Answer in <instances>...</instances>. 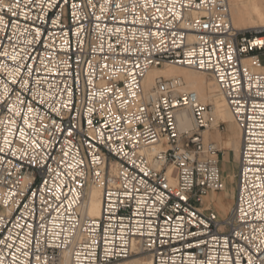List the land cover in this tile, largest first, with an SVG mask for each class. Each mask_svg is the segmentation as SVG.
<instances>
[{
  "label": "built area",
  "instance_id": "obj_1",
  "mask_svg": "<svg viewBox=\"0 0 264 264\" xmlns=\"http://www.w3.org/2000/svg\"><path fill=\"white\" fill-rule=\"evenodd\" d=\"M262 55L230 0H0V264H264ZM165 64L210 74L242 131L223 219L214 106L180 77L146 90Z\"/></svg>",
  "mask_w": 264,
  "mask_h": 264
},
{
  "label": "bare ground",
  "instance_id": "obj_2",
  "mask_svg": "<svg viewBox=\"0 0 264 264\" xmlns=\"http://www.w3.org/2000/svg\"><path fill=\"white\" fill-rule=\"evenodd\" d=\"M251 1L253 2L252 6L253 4L256 6V4L259 1L264 3V0H251ZM230 4H231L232 21H233L234 26L238 29H245L246 28L245 23H247L246 21L247 11L242 6V0H230ZM246 62L247 63L249 62L248 59L246 60ZM179 66L172 65V64H165L161 67L152 68L147 73L144 79V87L146 90H150L155 84V81L158 77H162V76L167 77V78L180 77L184 81V85L182 87L183 90L196 92L198 94L200 101H202L203 103L208 102L214 106L213 126H218L220 122H217V121H222V122L232 124L234 128V133L232 136L229 137L228 145L229 147H231V153H232V157L236 161L235 162L236 167L235 166L234 168L231 167L232 172H228L230 179L225 189H227V191H229L230 194L232 191H234L235 197H236V191H237L236 181L237 180L235 181L233 177L234 175L233 170H235L236 173L238 171V159L240 155V144H241L242 131L240 127L238 126V124L235 122L233 114L228 106V103L225 97L223 96V94L220 92L215 80H212V81L208 80L205 76V72L203 71H200V70L195 71L196 69L194 70L193 68L191 69L186 66L184 67L183 66L179 67ZM258 70L264 71V67L258 68ZM176 116H177L180 129L182 130L193 129L195 127L194 118L188 110H179ZM207 131H210V130H205L204 133ZM218 136H217V139H219ZM160 147H161L160 145H155L153 148L158 149ZM230 165L233 166V162H231ZM216 193H219V192H211L209 196L207 195L205 197V202L209 200L210 198H212V200H217L219 201V203H221L223 200L222 194L219 195ZM234 201H235V198H231L227 205L222 206V210L224 211V213H226L225 216H227L230 210L232 209L234 205ZM205 207H208V206H205ZM101 211H102V187L97 184H92L88 189V198L85 204L84 212L86 215H89L90 217L95 218V217H100ZM128 262L129 264H153L151 256L134 259Z\"/></svg>",
  "mask_w": 264,
  "mask_h": 264
},
{
  "label": "rangeland",
  "instance_id": "obj_3",
  "mask_svg": "<svg viewBox=\"0 0 264 264\" xmlns=\"http://www.w3.org/2000/svg\"><path fill=\"white\" fill-rule=\"evenodd\" d=\"M252 3L253 2L251 0H242V6L247 11V13H246V21H247V23H245V27L246 28L242 29V30H245V31H248V32H256V31H259V30L264 28V3L259 1L256 4V6L254 4L252 6ZM261 60H262V63L264 64V55L261 56ZM177 66H179V65H177ZM179 67H182V66H179ZM195 71H198V70H195ZM205 76H206V78L208 80H211V81L214 80L212 78V76L210 74H208V73H205ZM217 122H220L221 126H213L212 129H210V131H207V132L203 133V135L205 137V140H209V138H210L209 136H210V134L213 131H215L217 136L219 135L218 136L219 137L218 140L221 139V144H220V142H217V145H218V147L220 149H224V151H225V159L228 161V163H225V162L222 163V167L224 168V179H225L226 183H228L229 179H230V176H229L228 172H232L231 171L232 170L231 167H233V168H234V166L236 167V163H235L236 161L232 157L231 147H229V145H228V139H229L230 136L233 135L234 128H233L232 124H230V123H226V122H222V121H217ZM195 129H196V127H194V130ZM231 162H233V166L230 165ZM233 172H234L233 177H234V179L236 181L237 180L236 179V171L233 170ZM236 184H237V181H236ZM221 194H222V199H223L221 203H219V201H217V200H212V198H210L209 200H207L205 202V206L209 207V204H210V206H213L214 208H217L216 211L221 216V219H223L224 216L226 215V213H225V215L221 214L222 213V206L227 205L231 198H235V193H234V191H232L231 194H230V192L227 191V189H225L224 191H221ZM143 257H149V256L147 254H132L130 257H128L126 259H123V260H120V261H117V262H113V263H110V264H129L128 261H131V260H134V259H138V258H143Z\"/></svg>",
  "mask_w": 264,
  "mask_h": 264
},
{
  "label": "crops",
  "instance_id": "obj_4",
  "mask_svg": "<svg viewBox=\"0 0 264 264\" xmlns=\"http://www.w3.org/2000/svg\"><path fill=\"white\" fill-rule=\"evenodd\" d=\"M210 138H209V140H212V141H214V142H220V144H221V139L220 140H218L217 139V136H216V133H215V131H213L211 134H210V136H209ZM229 140V139H228ZM216 194H221V192H219V193H216ZM210 195V194H209ZM208 195V196H209ZM213 207V206H212ZM214 208V207H213ZM215 210L217 209V208H214ZM219 210V209H218ZM222 215L224 214L225 215V213H224V211L222 210V213H221Z\"/></svg>",
  "mask_w": 264,
  "mask_h": 264
}]
</instances>
